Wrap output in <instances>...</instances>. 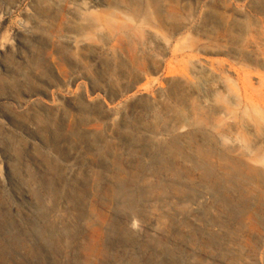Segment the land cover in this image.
<instances>
[{
	"label": "rangeland",
	"instance_id": "1",
	"mask_svg": "<svg viewBox=\"0 0 264 264\" xmlns=\"http://www.w3.org/2000/svg\"><path fill=\"white\" fill-rule=\"evenodd\" d=\"M224 260L264 264V0H0V264Z\"/></svg>",
	"mask_w": 264,
	"mask_h": 264
},
{
	"label": "bare ground",
	"instance_id": "2",
	"mask_svg": "<svg viewBox=\"0 0 264 264\" xmlns=\"http://www.w3.org/2000/svg\"><path fill=\"white\" fill-rule=\"evenodd\" d=\"M145 188L150 189L151 185L146 184ZM214 191H215V189H209L208 186L202 187V189L199 191V195L197 196L195 201L192 203L193 204L192 210L198 214H201L202 212H204L206 205H208L211 202L210 197H212L214 199ZM146 206L148 207L149 211H152L153 213L157 212V214L155 215L156 216L155 221L147 227V231H148L149 235L154 237V238H163L164 237L165 232L160 226V223L163 222V219H165L167 222H169L171 224H181L187 219H189L195 225H198L200 223V219H197L196 217H190V216H186L184 214H181L176 210V208L173 205H171L169 203L167 204L166 202L164 204H162L161 207L158 209H155L156 207L153 205L152 201H147ZM120 207L121 206L117 205L116 209L114 210L115 213L118 212L117 210ZM38 210L40 211L41 209L39 208ZM37 214H39V212H37ZM32 215H33V213H32ZM28 217H31V216H28ZM217 233H218V235H222L225 232L221 228V229H219V231ZM38 236H39V232L36 231V237H38ZM217 242L218 241H216V243ZM226 251H227L226 254L237 255V256L239 255L240 256V253L236 248H230V249H227ZM196 252H197L196 249L190 248L189 251L188 250L185 251L184 255H185V257H189L190 255H193ZM221 264H238V261L237 260L236 261L235 260H224L221 262Z\"/></svg>",
	"mask_w": 264,
	"mask_h": 264
}]
</instances>
